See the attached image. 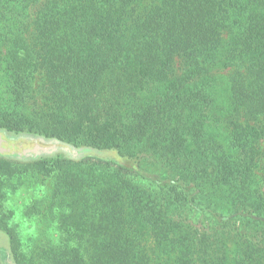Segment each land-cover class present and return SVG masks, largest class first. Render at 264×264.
<instances>
[{"label": "trees", "instance_id": "trees-1", "mask_svg": "<svg viewBox=\"0 0 264 264\" xmlns=\"http://www.w3.org/2000/svg\"><path fill=\"white\" fill-rule=\"evenodd\" d=\"M0 136L10 264H264V0H0Z\"/></svg>", "mask_w": 264, "mask_h": 264}, {"label": "rangeland", "instance_id": "rangeland-1", "mask_svg": "<svg viewBox=\"0 0 264 264\" xmlns=\"http://www.w3.org/2000/svg\"><path fill=\"white\" fill-rule=\"evenodd\" d=\"M34 139H43L45 143H36L33 140ZM0 141L3 143V149L0 150V154H2V158H7L11 161H15L14 163H22L26 164V161L28 157L35 156V155H43L46 154L45 152H42L40 154H37L39 150L42 148L49 147L48 143L49 141L45 140L44 138H30L29 137H18L14 138L12 140H7L5 138H2L0 136ZM0 142V146H1ZM1 149V148H0ZM52 153V152H51ZM1 157V156H0ZM24 193H14L11 189L7 192V199H6V205L8 207L7 212L13 213V218L11 220L10 226L18 228L20 230H27L31 231L33 230V225L23 223L22 216L23 213L26 211V203L25 201H28L29 198H31V192L28 193L25 191ZM43 225L38 224L37 229L41 228ZM0 264H10V261L7 259L5 253L3 250H7L8 248V241L3 236L4 233L0 229Z\"/></svg>", "mask_w": 264, "mask_h": 264}, {"label": "water", "instance_id": "water-1", "mask_svg": "<svg viewBox=\"0 0 264 264\" xmlns=\"http://www.w3.org/2000/svg\"><path fill=\"white\" fill-rule=\"evenodd\" d=\"M34 142L36 143H45V141L43 139H34L33 140ZM49 147H46V148H42L41 150L37 151L38 153L37 154H40L42 152H45V153H51L52 151H55L57 149L56 146H53L52 143H48Z\"/></svg>", "mask_w": 264, "mask_h": 264}]
</instances>
